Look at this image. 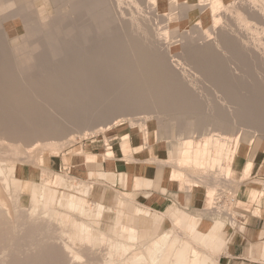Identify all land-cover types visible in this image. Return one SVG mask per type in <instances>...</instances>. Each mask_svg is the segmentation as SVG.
I'll return each instance as SVG.
<instances>
[{"label":"bare ground","instance_id":"6f19581e","mask_svg":"<svg viewBox=\"0 0 264 264\" xmlns=\"http://www.w3.org/2000/svg\"><path fill=\"white\" fill-rule=\"evenodd\" d=\"M48 1L53 13L37 10L32 0H0L1 156L22 160L21 155L52 152L70 143L73 133H94L121 120L135 125L150 116L169 119L170 125L159 126L167 139L174 138L172 127L181 128L185 146H190L187 139L193 129L183 120L186 116L197 120L203 146L209 145V137L219 143L240 141L253 131L264 134V0ZM13 20L23 26L22 34L10 36L4 25ZM149 131L160 133L157 128ZM223 156L203 157L201 168L207 169L212 161L215 169H221ZM58 183L84 196L89 193L79 181L65 177ZM44 192L41 189L38 199L31 192L32 210L44 199ZM1 195V205L6 207L7 199ZM55 203L89 216L100 217L110 210L98 202L86 204L74 193H59ZM32 210L28 207L25 214ZM24 211L17 214L13 209L12 214L24 219ZM8 212L7 207L0 211V248L10 249L9 264H68V245L61 243L59 249L50 242L56 233L52 226L57 224H50V217L56 213L48 211L49 222L42 219V209L36 215L43 213L41 219L33 217L49 224L38 223L28 214L31 218L25 216L24 229L19 219L17 227L7 223ZM134 212L143 217L151 214L139 207ZM198 222L189 213L184 219L191 238H200L198 243L164 231L150 235L153 239L145 250L131 252L123 243L118 249L130 252L132 260L150 264L157 258L162 264H218L206 249L217 240L219 224L201 233ZM70 223L74 239L85 244L101 240L84 223ZM18 226L24 232L18 229L16 236ZM113 227L129 240L137 238V230L120 220Z\"/></svg>","mask_w":264,"mask_h":264},{"label":"rangeland","instance_id":"374dc122","mask_svg":"<svg viewBox=\"0 0 264 264\" xmlns=\"http://www.w3.org/2000/svg\"><path fill=\"white\" fill-rule=\"evenodd\" d=\"M32 1H34L37 10L43 9L48 13H53L55 10L54 6L50 5V2L48 0H32ZM4 26L7 27V31L11 34L10 36H16L17 34H22L24 32L23 26L21 25L19 20L10 21L9 24H6ZM18 42L20 41H15V43ZM183 120L186 121L187 123H190V127L193 128L192 134L188 136L187 139L188 143H190V146L183 145V142L185 141V136L182 134L181 128L179 129L178 127H172L174 132L173 140L170 138L167 139L166 136L163 137V135L160 132L161 125L162 124L170 125L169 123L170 121L168 118L162 117L157 119L155 116H150L148 119H144L143 121L139 120V122L138 121L134 122L135 125L133 124V122L129 120H121L119 122H115L111 124L112 126L109 125V127H107L106 129L94 131V133L93 131L92 132L90 131L84 133V135L82 134V136L79 135L78 133L77 134L73 133L72 135L74 137L71 136L70 143L64 145L65 147L62 146L57 148L58 150L56 149L53 150L52 152H43L42 154L34 155L37 161L34 159V156L32 154L31 156L30 154L21 155V157L22 156L24 157L22 158V160L16 159L13 156L9 157L11 156L9 154H8L9 156L3 155L4 157L6 156L5 158H3V156L0 155L2 157V158L0 157L1 158L0 170L3 167L2 172H0L1 173L0 179L2 178L1 179L2 181L0 180L1 181L0 195L2 194L1 196L2 197L5 196L4 198L7 199L6 202L8 205L6 207L11 212V213L8 212L10 213V215L9 214L5 215V219L9 221L7 222L5 220V222H7L8 224L10 223L11 226L14 225L16 226L20 223L19 225H21V227L24 226L25 229L26 228L25 224H22V222L25 220V216H27L26 219L28 220L29 216L33 215V211L36 210L37 212L36 211L35 212L39 214L42 209V212L44 214L42 213L43 216H41L42 214H40V216L43 217L42 218L43 220L47 219L48 221V219L51 218L52 221L51 219L50 222L48 221L50 224L54 225L57 223L52 227L53 229L56 227L54 229V232L58 233L59 235L53 233L54 235L53 239L55 240L51 239L50 242L53 241V244H56L59 249L60 247L61 249H63V245L66 244L69 247L68 248L69 255L68 254L66 255L68 256L66 258H70L69 260L66 259L68 260V264H89V263L90 264H97V263L98 264H150V262L147 261L145 263L144 261L132 260L130 258L131 257L130 252L128 251L124 252L119 250L118 244L120 245L123 243V246L125 245L130 249H133L131 250V252L139 251V250L142 251V249L145 250L144 246L153 239L152 237H150V235L158 236L164 231H170L175 235H179L181 236L182 240H188L192 242L195 239L194 241L198 243L199 242L198 240H200V238L194 235L192 239L190 236L191 234L187 232V229L185 227L184 219L188 213L181 210L175 204L169 206L164 212L162 211L152 212L150 209L138 203L140 202L139 199H137L136 197L130 195L125 191L126 189L125 175L106 174L102 172L99 174L98 173L76 174V172L74 173L72 169V165L79 164L80 163L79 161H81L80 160L81 158H79L80 156L77 157L74 156L75 152L80 146H83L84 144H87L90 141L93 140L96 141L102 139L106 141L110 140L112 141L111 145H113V143H116L119 139L122 140L128 139L130 141L132 140L135 143L144 145L150 152L155 154L156 156L155 159H159L157 160L159 162L163 161L161 162V164L171 169V171L174 173L173 177L179 179L180 182L186 185L188 189L195 186L199 188L201 187L203 189L204 188L207 189V191H209L210 193L208 194V198H207L210 206H215V208L218 206V208L226 210V208L230 206V203H227L228 200L227 194L231 193L234 189H236L237 186L240 184V181L244 180V178L239 179L235 174L236 166H234V158H236V153L237 154L242 152L243 154L250 153L251 157L253 155L260 154L262 151H264V134L259 133L258 135L257 134L258 132L256 133L253 131L251 134L247 135L245 138H242L240 141L237 139L236 140L231 139L227 141L225 140L224 142L221 141L222 143L221 142L215 143L212 137H209L208 139L209 145L203 146V142H202L203 137L196 130L198 129L197 120L193 118H189L187 116ZM151 125H155L157 131L160 132L158 135L153 134L154 132L151 133L149 131L150 128L152 130L156 129ZM146 128H148V130ZM123 147L124 149L127 148L126 143L123 144ZM219 155H225L223 156L224 157L223 161L225 160L226 157L225 166H221L223 170L222 168L219 169L220 167H216L215 169L214 167L215 162L212 161L208 163L207 169L205 168L203 171L199 170L198 159L200 156L202 158L203 157L212 158V156L217 157ZM26 156L29 157H27L25 160ZM1 163L3 164L1 165ZM62 163H64L65 165L63 166ZM6 176L9 179H7ZM65 177L66 179L71 180L73 182H78V181L82 182L83 185L89 190L88 195L84 196L83 193L81 192L78 193L75 190H68L66 187L59 185L58 182L60 181V179ZM10 181L12 182L11 184ZM3 182L4 184H2ZM14 182H16V184L18 185L14 186L15 185ZM146 182L147 181L137 179L134 183L133 188L134 189L141 187L147 188ZM3 185H6L5 191ZM17 187L18 190H16ZM41 189L45 190L44 199L39 200L40 202L36 204L37 209L33 207L32 210V207L29 205L31 192L33 191L35 195V199L36 198L38 199L39 192L41 191ZM7 190H8V194L6 192ZM59 193H64V194L74 193L76 196L82 198L86 204H91L92 202H98L105 205L106 207H110V210L103 212L100 217L94 215L93 216L83 215L79 213L75 214L74 212L67 210L65 207L59 206L55 203ZM12 194L15 195V197ZM11 199H13V201ZM120 202L122 203L120 204ZM12 205L13 206L15 205L16 207L15 206L13 207ZM47 206L50 209L48 211H53L54 213H56L55 215L56 218L54 216L55 219L49 216L47 210H44L45 209L44 207L48 209ZM6 207L4 206L2 207L0 202L1 212H3ZM28 207L29 210L32 211L26 213L27 214L26 215L25 212L28 211ZM136 207L148 210L151 212V214H149V217H143L141 215L139 216L134 212ZM17 208L19 211L21 210V212L25 210L23 214L24 219H22V217L21 218L16 217V213L15 215L14 213L12 214L13 209L15 212L18 211ZM45 211L47 212L46 214ZM18 213L20 212H17V214ZM31 213L32 215H30ZM37 214L34 213L35 218L37 219V217H39L38 219H41L39 215L36 216ZM34 216H32V218ZM66 216L70 219L68 222L67 219L66 220L64 219V217ZM35 218L33 219L35 220ZM71 219L76 220L77 223H81V222L84 223L91 230L92 235L94 237L96 236L100 237L101 240H99L96 243L94 241H87L85 244L84 241L81 242L78 237L74 239L73 235L75 233V230L73 225L70 223L72 221ZM43 220L40 222H38L37 220L35 221H37L38 223L44 222L45 224L46 222V224H49L47 223V221H43ZM117 220H120V223L127 225L132 229L137 230V238L135 240H129L127 238V235L121 233L118 230V228L114 229L113 224ZM15 221L17 223L19 221V223L16 224ZM25 221L24 223H26ZM214 221L216 222V223L214 222V226L216 224H219L218 227L219 231L217 235L218 238L216 237L217 240L219 241L215 239L214 243L216 244L213 243V245H211L207 249L205 248V246L203 247L202 243L201 244L199 243L198 246L200 247L202 246L204 249L208 250L207 252L210 251L213 258L219 259L220 254H222V252L225 251V247H226V239H225L226 232L223 231L225 226V221L221 219H215ZM217 221L221 222V227H220V223ZM230 224L234 225L233 222H230ZM18 229L21 230V234L22 231L24 230L21 229L20 226H18V228L14 232L16 236L20 235L19 232L20 230ZM62 231H64L66 234H63ZM55 234L61 237L65 236L66 239L64 240L65 237L64 238L62 237L63 239L61 241V239H59L61 237L57 238ZM195 237L197 238V240ZM57 239H59V241ZM57 241L60 243V245ZM77 241H79V243H77ZM170 241L168 242V244L171 243ZM194 241L193 243H196ZM61 243L64 244L61 246ZM82 246L83 247L86 246V248H82ZM263 246H264V241L258 242L256 245H254V249L256 250V255L251 257V260L254 261V263L252 262V264H264V254H261V250ZM5 247L0 248L1 249L0 253L2 252L0 254V258H2L0 259L1 262L0 264L2 263L9 264L8 263L9 260L7 259H9L10 257V251H9L10 249ZM199 250L201 252H205L204 250L201 249ZM70 251L72 253L74 252V254L72 253L70 254L69 253ZM75 252L78 256L75 254ZM89 255L90 258H88ZM99 258L101 261L99 260ZM65 264H67V262H65ZM151 264H162V261L160 263V260L157 258L154 261H152Z\"/></svg>","mask_w":264,"mask_h":264},{"label":"crops","instance_id":"0c3cea01","mask_svg":"<svg viewBox=\"0 0 264 264\" xmlns=\"http://www.w3.org/2000/svg\"><path fill=\"white\" fill-rule=\"evenodd\" d=\"M111 143L102 139L80 146L74 156H80L81 161L72 165L74 173L125 175V191L139 199L138 203L152 212H164L175 204L198 217L197 231L201 233L207 232L215 219H221L225 221L226 247L220 254L218 264L254 263L251 260L256 255L254 245L264 241V151L252 157L250 153H236L235 174L244 180L227 194L230 206L223 210L209 205L207 198L210 193L207 189L197 186L188 189L174 178L171 169L161 164L163 161H157L159 159H155V154L144 145L128 139H119L113 145ZM124 143L127 145L125 149ZM201 160L200 156L198 168L203 171ZM137 179L147 181V188L134 189ZM261 254H264V246Z\"/></svg>","mask_w":264,"mask_h":264},{"label":"built area","instance_id":"2783aa9c","mask_svg":"<svg viewBox=\"0 0 264 264\" xmlns=\"http://www.w3.org/2000/svg\"><path fill=\"white\" fill-rule=\"evenodd\" d=\"M65 169V168H64ZM218 203V202H217ZM218 205V204H217Z\"/></svg>","mask_w":264,"mask_h":264}]
</instances>
